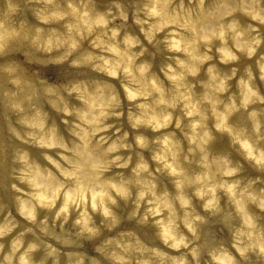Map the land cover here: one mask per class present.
<instances>
[{
	"label": "bare ground",
	"instance_id": "bare-ground-1",
	"mask_svg": "<svg viewBox=\"0 0 264 264\" xmlns=\"http://www.w3.org/2000/svg\"><path fill=\"white\" fill-rule=\"evenodd\" d=\"M223 2L0 0V264H264V0ZM73 59L86 78L52 71ZM113 145L127 166L96 171L130 195L108 218L76 193Z\"/></svg>",
	"mask_w": 264,
	"mask_h": 264
},
{
	"label": "clouds",
	"instance_id": "clouds-1",
	"mask_svg": "<svg viewBox=\"0 0 264 264\" xmlns=\"http://www.w3.org/2000/svg\"><path fill=\"white\" fill-rule=\"evenodd\" d=\"M27 2L32 3L33 0H27ZM35 2L36 3L45 2V3L51 4V3H53V0H35ZM260 2H261V0H224V2L220 5V7H222V8L227 7L230 3H235V4H237V6H239L240 4H246L249 7H253V6H259ZM199 3L201 5V11H200L199 15L202 16L204 14V10L202 7L203 6V0H199ZM261 11H264V9H262ZM156 14L161 15L160 13H156ZM124 18L127 19L126 16ZM253 18L254 19H261L262 22H264V17L261 16L260 12H256L254 14ZM162 20H163L162 24L159 27L154 28V31L161 30L162 27H164L165 25H167L169 23H178V21L175 18H169L166 16V14L164 16H162ZM197 22H199V21H197ZM137 23H140V21L137 20ZM189 23H191V21H189ZM2 27H3V25H0V28H2ZM231 27H235V26L232 25ZM113 35H115V33ZM148 36H149V42L151 43L152 40L154 39V35L152 33H149ZM175 37L176 38H174V39H169V40L164 41V43L168 47V50L169 51H181L182 50L181 45L183 44L184 45L183 50L187 51L188 48L190 47V45H189L188 41L185 39V37L181 36L179 33H176ZM127 42L129 44L133 43V41H131V40H129ZM135 43L139 44L140 41L136 40ZM254 43L259 44V40L256 39L254 41ZM73 47H75V45H73ZM253 51H254V49H253ZM7 54L8 53L5 52V44L0 43V56H5ZM139 55H143V51H141V53H139ZM231 58L236 59L235 56H233ZM202 59H211V57L208 56L207 54H205ZM122 62H124L123 58H122ZM180 63L183 66V62H180ZM85 65H86V60H75V59H73L70 62V65H65L63 67V69H60V70L53 69L52 71L54 73L59 72L60 74H75V75H78L82 78H86L88 73L85 70ZM148 67L149 66L146 64L143 68L140 69L141 76H143V73L145 71H147ZM170 71H171V66L169 65V72ZM37 73H38V70H37ZM111 74L115 75V71H113ZM166 74H168V73H166ZM195 74H196V70H193L192 75H195ZM9 83L19 86L20 82L17 79H13V78L9 77ZM249 92H250L251 96H256L255 92H252L251 90H249ZM139 94L144 95V93H139ZM112 99L115 101L116 97H113ZM113 114L118 115V113H113ZM102 115H103V113H102ZM163 119H164V123L162 125H159V126H166L167 123L171 122L170 116H165ZM90 122L93 124L97 123V121L95 119L90 121ZM142 123H144V121L142 119L138 118L133 123V127L134 128L139 127L140 124H142ZM109 127H110V125H109ZM96 130L100 131L103 129L97 128ZM205 136H207V133H205ZM123 139L124 140L127 139V133L124 134ZM136 143H137L138 147L141 149L148 147V140L144 135H137L136 136ZM165 143L170 146L169 151L172 152L171 159L173 161V164H176V157H177V154L179 152L178 142H173L171 139H166ZM48 146H52V145L49 144ZM61 146H64V145H61ZM121 146L126 147V148L132 147L130 144H123V143L121 144ZM114 151H116L115 145L108 148L106 152H103L99 155L97 161L92 166L94 175L92 177L90 185H86V186L79 188L77 190V193H76L77 200H79L81 202L83 201V199L87 193H92L93 207L94 208L99 207V208L103 209L104 216L108 217V218H111L113 216V213H112L109 205L116 204V200L113 199L112 195H109V192L114 190L116 195H119V196H125L126 197V196L130 195V192L127 191V188L125 185L105 183V182L101 181L100 173L96 171L97 169H99L102 172L103 170H105L108 167V165H116L117 167H120V168L127 166L126 163L121 162L122 157H120V156H116L114 159H108V153H111ZM49 159H51V158H49ZM141 159H142V157H141ZM52 162L55 163V161H52ZM166 167L172 169L173 172H175V169L173 168L172 164H166ZM147 170H148L147 164L142 163L140 165L139 172H146ZM139 172H138V174H139ZM154 189H155L154 184L149 183L146 186V191H148V192H153ZM144 194H145L144 192H141V197H143ZM184 203L187 204L188 202L184 201ZM195 219L200 220L201 218L196 217ZM89 231H93V230L89 229ZM193 231H194V229H193ZM170 240L175 241L171 246L179 247L181 244H184L185 238L180 237L179 240H177L175 235H172L171 233L166 234L165 243H168V241H170ZM185 246H187V245H185ZM0 247H2V246H0ZM128 247H130V246H128ZM125 250H128V248L126 247ZM261 251H264V249H261ZM241 254L243 255V252H241ZM193 256H195V252H193ZM142 264H148V262L143 261ZM180 264H186V262L180 261Z\"/></svg>",
	"mask_w": 264,
	"mask_h": 264
},
{
	"label": "rangeland",
	"instance_id": "rangeland-1",
	"mask_svg": "<svg viewBox=\"0 0 264 264\" xmlns=\"http://www.w3.org/2000/svg\"><path fill=\"white\" fill-rule=\"evenodd\" d=\"M77 41H79V40H77Z\"/></svg>",
	"mask_w": 264,
	"mask_h": 264
}]
</instances>
